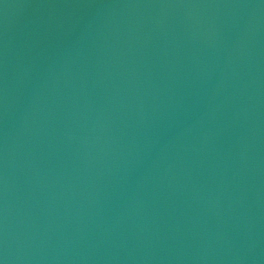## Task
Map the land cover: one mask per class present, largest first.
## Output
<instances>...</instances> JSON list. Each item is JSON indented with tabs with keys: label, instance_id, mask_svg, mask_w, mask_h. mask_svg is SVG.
<instances>
[{
	"label": "water",
	"instance_id": "obj_1",
	"mask_svg": "<svg viewBox=\"0 0 264 264\" xmlns=\"http://www.w3.org/2000/svg\"><path fill=\"white\" fill-rule=\"evenodd\" d=\"M0 264H264V0H0Z\"/></svg>",
	"mask_w": 264,
	"mask_h": 264
}]
</instances>
